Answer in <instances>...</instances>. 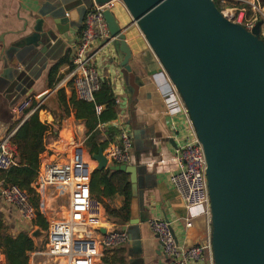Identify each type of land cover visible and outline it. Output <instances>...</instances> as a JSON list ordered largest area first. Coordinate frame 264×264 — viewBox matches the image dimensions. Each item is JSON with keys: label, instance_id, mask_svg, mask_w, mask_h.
<instances>
[{"label": "crops", "instance_id": "1", "mask_svg": "<svg viewBox=\"0 0 264 264\" xmlns=\"http://www.w3.org/2000/svg\"><path fill=\"white\" fill-rule=\"evenodd\" d=\"M91 2L0 0V140L14 135L16 130L11 134L9 131L17 121L24 123L33 115L23 119L16 112V106L27 98L35 99L37 103L38 97L48 92L52 95L41 122L50 130L44 137L45 152L41 155V166L76 161L89 165L94 172L98 169V162L94 159L96 155L92 152L94 147L97 145L99 150L103 149L100 146L105 142L109 147L118 142L123 131H127L133 141L130 165L138 171V196L133 197L130 222L120 225L107 213L108 210L120 211L124 207L125 198L122 195H109L102 187L100 201L104 204L108 220L105 227L122 231L126 228L129 240L120 247L101 248L97 264H171L152 232V220L168 219L178 241L188 246L202 244L207 238L203 219L197 220L192 229L185 228L187 210L184 199L170 182L171 175L179 169L176 147L171 140L181 142V137L189 136L190 125L184 118L168 115L165 98L156 82V75L162 73L161 63L127 7L119 1L112 4L111 11L121 29L126 30V41L133 56L130 63L132 73L128 74L120 67L113 45L105 48L94 66L102 82L109 83L117 98V118L95 123L77 107L80 101L76 100L67 79L75 47L82 34V21ZM75 13H78L79 22L71 20ZM78 16L75 18L78 19ZM108 39H98L94 48L104 47ZM61 60L67 63L59 69L60 80L50 89L49 72ZM10 69L12 73L6 75L5 71ZM129 87L134 89L131 102ZM98 108L101 112L106 110L105 106ZM183 129L187 131L185 136L181 135ZM111 130L117 135H113ZM108 147L103 149L105 155ZM11 150L17 155L14 145ZM110 166L114 165L109 164L105 170ZM32 188L37 194L36 181ZM39 192L37 207H40L44 221L49 224L60 219L68 207L69 189L57 186L41 188ZM91 194L93 196L92 188ZM132 221L134 224H131ZM41 231L47 232L37 220L33 223L23 221L15 207L0 198V237L16 238L27 234L35 245V250L27 254L29 264L31 254L42 249L46 243V236L41 237Z\"/></svg>", "mask_w": 264, "mask_h": 264}, {"label": "water", "instance_id": "2", "mask_svg": "<svg viewBox=\"0 0 264 264\" xmlns=\"http://www.w3.org/2000/svg\"><path fill=\"white\" fill-rule=\"evenodd\" d=\"M122 1L177 88L203 146L215 264H264V41L260 24L249 32L225 17L213 0ZM96 2L105 5L110 0ZM103 14L110 33L108 44L113 45L120 67L131 74L133 56L126 30L111 9ZM76 15L71 20L79 22ZM133 94L129 87V102ZM51 95H40L37 103L49 106ZM171 142L176 147L174 139ZM94 159L99 170L110 164L103 149ZM109 168L131 175L133 197H137V168ZM41 234L47 236V232Z\"/></svg>", "mask_w": 264, "mask_h": 264}, {"label": "built area", "instance_id": "3", "mask_svg": "<svg viewBox=\"0 0 264 264\" xmlns=\"http://www.w3.org/2000/svg\"><path fill=\"white\" fill-rule=\"evenodd\" d=\"M116 1L120 0H110L108 4L99 5L96 0H92L93 7L85 16L82 34L75 47V55L67 79L78 101L96 102V94L101 88L102 78L94 66L99 57H102L105 48L112 44L107 42L100 48H94V44L100 38L110 39L103 13L111 9ZM236 1L249 7L255 15L248 18L245 15L247 11L243 8L242 15L243 17L245 15V20L239 24L249 32H253L261 22L260 37L264 38V9L260 1ZM228 12L222 13L233 21L235 14H231L230 17ZM156 82L165 98L168 115L173 118H184L190 125L189 136L181 137V142H176L174 139L179 169L171 175L170 182L184 199L187 210L185 228L192 229L197 220L203 219L206 223L207 239L204 243L195 246L180 243L168 219L152 220L151 229L158 239L163 254L171 264H215L205 152L189 111L163 66L162 73L156 75ZM34 102L33 98L23 100L16 106V112L23 116V119L29 117L41 107L40 104L34 107ZM97 112L100 114L101 109L97 108ZM11 137L12 135L0 140V198L6 204L14 206L23 221L33 223L41 214L40 207L32 202V196L27 191L7 183L3 178L17 165V155L11 150ZM132 150V138L127 131H123L118 142L108 147L106 157L112 165H130ZM92 174L93 169L89 165L76 161L45 163L40 166L36 179L37 192L40 194L41 188L67 187L69 202L61 218L48 224L46 243L42 249L31 254V264H97V260L101 257V248L120 247L128 242L129 235L126 231L105 227L108 225V220H106L104 204L91 194ZM102 230L106 232L102 233ZM0 264H7L1 248Z\"/></svg>", "mask_w": 264, "mask_h": 264}, {"label": "trees", "instance_id": "4", "mask_svg": "<svg viewBox=\"0 0 264 264\" xmlns=\"http://www.w3.org/2000/svg\"><path fill=\"white\" fill-rule=\"evenodd\" d=\"M220 12L221 2L224 0H213ZM262 8L264 9V0H259ZM264 41V38L260 37ZM67 63L66 60L59 61L53 66L48 76V86L53 89L60 78H58L59 69L63 64ZM37 103H34V107ZM105 106L106 110L97 113V108ZM93 122L104 123L112 121L117 118V98L107 81L101 83V88L96 94L95 103H85L80 101V106ZM47 108L41 106L27 121L22 123V120L17 121L9 133L16 132L11 137V143L17 148V165L3 178L7 183L17 185L21 189L27 191L32 196V202L38 206L39 197L32 188V185L37 179L38 171L40 169L41 155L45 152L44 137L50 130V127L41 122V117L45 114ZM113 135L115 131L111 130ZM113 142V139L111 140ZM100 147L106 149L108 142H105ZM93 154L97 155L99 147L96 145L93 149ZM104 187L107 194H120L125 198L124 207L120 211H110V218L117 219L120 225H126L130 222L131 205L133 201V191L131 183V175L123 171H113L110 168L107 170L96 169L92 174L91 188L93 197L100 200V192ZM37 223L40 224L44 230L48 229V224L44 221L41 215L37 218ZM0 247L3 248L4 257L7 264H29L27 254L35 250V245L32 239L27 234H20L16 238L11 236L0 237Z\"/></svg>", "mask_w": 264, "mask_h": 264}, {"label": "rangeland", "instance_id": "5", "mask_svg": "<svg viewBox=\"0 0 264 264\" xmlns=\"http://www.w3.org/2000/svg\"><path fill=\"white\" fill-rule=\"evenodd\" d=\"M120 3H123L122 0L119 1ZM221 6V9H222V12H225L227 13L228 10H233V12H228L229 13V16L231 17V14H235V17L233 19V22H236V23H241V22H244L245 20V15L250 18L254 15V13L250 10L249 7L241 4L240 1H236V0H224L221 2L220 4ZM245 8L247 13L244 15H242L243 11L242 9ZM255 16V15H254ZM261 24V22H260ZM181 135L182 136H185L187 135V131L185 129L181 130ZM187 137V136H185ZM207 239V238H206ZM205 242V241H204Z\"/></svg>", "mask_w": 264, "mask_h": 264}]
</instances>
